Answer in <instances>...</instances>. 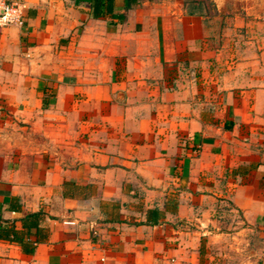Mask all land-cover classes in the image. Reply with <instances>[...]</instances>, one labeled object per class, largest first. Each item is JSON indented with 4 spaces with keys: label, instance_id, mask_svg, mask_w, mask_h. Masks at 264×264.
I'll use <instances>...</instances> for the list:
<instances>
[{
    "label": "crops",
    "instance_id": "1",
    "mask_svg": "<svg viewBox=\"0 0 264 264\" xmlns=\"http://www.w3.org/2000/svg\"><path fill=\"white\" fill-rule=\"evenodd\" d=\"M17 1L0 264H264V0Z\"/></svg>",
    "mask_w": 264,
    "mask_h": 264
},
{
    "label": "trees",
    "instance_id": "2",
    "mask_svg": "<svg viewBox=\"0 0 264 264\" xmlns=\"http://www.w3.org/2000/svg\"><path fill=\"white\" fill-rule=\"evenodd\" d=\"M91 2V16L95 18H100L103 16L111 15L115 16L117 15L120 19H124V14H117L115 9V0H90ZM133 5L132 0H127L126 2V8H130ZM151 214H157L159 213L158 209H150ZM41 214L39 212H34L28 215V220L32 219V224L35 223V225L39 224ZM28 224V222H27Z\"/></svg>",
    "mask_w": 264,
    "mask_h": 264
},
{
    "label": "built area",
    "instance_id": "3",
    "mask_svg": "<svg viewBox=\"0 0 264 264\" xmlns=\"http://www.w3.org/2000/svg\"><path fill=\"white\" fill-rule=\"evenodd\" d=\"M24 5L17 0H0V28L12 24L23 25Z\"/></svg>",
    "mask_w": 264,
    "mask_h": 264
},
{
    "label": "rangeland",
    "instance_id": "4",
    "mask_svg": "<svg viewBox=\"0 0 264 264\" xmlns=\"http://www.w3.org/2000/svg\"><path fill=\"white\" fill-rule=\"evenodd\" d=\"M240 217H236V219H239Z\"/></svg>",
    "mask_w": 264,
    "mask_h": 264
}]
</instances>
